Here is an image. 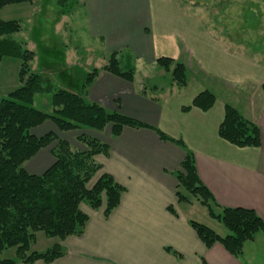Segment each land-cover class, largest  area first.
I'll use <instances>...</instances> for the list:
<instances>
[{"label": "crops", "instance_id": "0c3cea01", "mask_svg": "<svg viewBox=\"0 0 264 264\" xmlns=\"http://www.w3.org/2000/svg\"><path fill=\"white\" fill-rule=\"evenodd\" d=\"M28 6L25 24L31 25V32H37L39 27L32 29L33 17L38 13L33 11L34 1ZM261 7L264 12V0ZM80 9L79 12L76 8L71 16L74 27L83 23L82 32L89 41L82 47L101 62L94 68L98 70L97 77L83 91L86 100L108 111H119L151 129L125 127L113 138L111 126L101 132H59L47 121L31 131L35 137L52 133L72 148L78 146L76 137L82 133L106 144L108 155L95 156L94 160L101 165L100 174L110 175L125 189L119 205L107 218L103 207L92 210L86 204L80 205L88 217L80 236L60 241L36 233L31 250L45 253L58 244L63 255L49 264H228L219 256L215 261L206 259L214 250L221 255L225 250L220 244L207 249L190 222L202 223L209 229L213 228L210 220L219 222L199 216L195 207L200 204L195 200L178 202L176 175L181 172L186 151L192 153L198 177L215 200L216 215L221 208H241L254 211L264 222V66L253 58L231 55L203 18L190 13V7L177 0H82ZM66 19L64 16L60 22L56 20L57 34H61L58 25ZM24 42L29 46V41ZM64 46L60 62L63 68L56 69L57 75L50 74L59 88L78 92L91 71L82 69L81 77L72 79L78 54L70 43ZM113 53L118 58L131 59L135 67L133 82L101 70ZM160 58L172 59L185 67V88L178 89L172 83L166 89L146 84L150 68L158 67L156 61ZM4 59L12 58L0 60V71ZM140 71L143 74L139 77ZM43 74L49 73L44 70ZM10 90L0 82V100ZM204 90L215 97L213 107L207 112L192 108L183 113L182 108ZM225 105L258 127L259 147L237 148L218 136ZM154 130L181 141L184 147L162 141ZM55 144L40 150L24 164V170L35 176L48 170L54 163L50 151Z\"/></svg>", "mask_w": 264, "mask_h": 264}, {"label": "trees", "instance_id": "16d2710c", "mask_svg": "<svg viewBox=\"0 0 264 264\" xmlns=\"http://www.w3.org/2000/svg\"><path fill=\"white\" fill-rule=\"evenodd\" d=\"M72 1L51 0L60 14L66 13L63 11L68 10ZM30 3L32 0H0V12L6 6ZM20 32L21 26L17 21L0 19V60L12 58L20 61L19 87L0 100V264H34L37 261L49 264L63 255L62 248L55 244L45 253H30L36 233L60 241L70 236H80L88 220L80 205L86 204L92 210L103 207V215L107 218L119 205L125 189L110 175L100 174L101 165L94 160L95 156L108 155L106 144L81 134L76 141L86 150L80 152L52 133L35 137L31 131L47 121L59 132L81 129L101 132L111 126L113 138L118 137L125 127L151 128L123 116L119 111L111 112L86 100L83 91L97 77V69L86 74L78 92L59 88L50 78L51 74L31 73L29 64L34 59V53L12 39ZM156 65L170 74L171 83L178 89L186 87V69L181 63L160 58ZM101 70L126 82L134 80L135 67L127 56L118 58L116 53L111 54ZM261 89L264 93V82ZM37 95L50 96V113L34 108ZM215 102L213 94L204 90L181 111L186 113L195 108L207 112ZM154 131L162 141L184 147L181 141ZM218 136L237 148H257L260 145L258 127L229 105L224 106ZM54 142L55 147L50 151L53 165L39 176L28 174L23 168L24 164ZM180 169L181 172L176 175L178 202H191L183 195L182 190L185 191L229 233L222 238L206 226L191 221L190 226L198 239L207 249L220 244L230 256L240 257L244 245L252 242L258 233L264 232V222L254 211L241 208H221V213L216 215L213 211L215 200L198 177L192 153L186 151ZM168 210L176 215L172 208ZM10 249H15L16 259H3L2 254ZM176 257L180 258L178 255Z\"/></svg>", "mask_w": 264, "mask_h": 264}, {"label": "rangeland", "instance_id": "374dc122", "mask_svg": "<svg viewBox=\"0 0 264 264\" xmlns=\"http://www.w3.org/2000/svg\"><path fill=\"white\" fill-rule=\"evenodd\" d=\"M32 1H34L35 4V10L33 11L38 12L33 17L32 29H38L39 27V31L37 32L33 30V32H31V25L28 26L25 24L26 20L24 17L30 12L28 4L10 5L1 10V12H3L2 20L17 21L22 27V32L13 35L12 39L18 43H22L27 50L34 53L35 59L29 64L31 73L43 74L45 70L49 75L50 73L57 75L56 69L60 70L63 68V64L60 62L64 58V45H69V43L75 47V52L78 54L77 58L79 61L76 71L71 75L72 79L76 80L78 77H81L82 69L85 71H92L101 63L98 62L97 56L90 55L82 47L89 41L87 37L85 38L86 34L84 35L82 32L84 29L83 23L78 22L76 27H74V17L73 20L71 19L76 8L79 9V12L82 10L80 9L82 0H73L71 5L67 8L68 10L63 11L66 12L65 14H60L59 10L52 5L51 0ZM177 1L182 6L185 5L190 7V13L202 17L207 28L226 46L231 55L237 56L238 58H253L256 62L264 66V12L261 11V2L263 0H237L240 2H235V0ZM41 12H43V14ZM64 16H66L67 19L64 23L58 25L61 34H57L54 25L56 20L58 23ZM69 29H71V35L68 31ZM67 33L70 35L69 37L71 39L69 37L67 38ZM33 34L35 39L32 36ZM24 41H26V43L29 41V46H26ZM2 65L0 82L5 85L7 89H11L10 92H12L16 88L10 87H15V85L16 87L18 86L20 61L17 59H7ZM142 74L143 73L140 71L139 77L142 76ZM149 74V81L146 82L149 87L156 86L159 89H166L170 86L171 76L163 69L152 67L150 68ZM50 78L53 80L52 76H50ZM33 106L35 109L50 113L52 109L50 105V96H35ZM73 147L74 150L80 152L86 150V148L79 143L78 146L76 144V146ZM182 193L186 198L195 200L185 191L182 190ZM195 208L199 216H203L204 220H210L204 207L200 205ZM210 222L213 227L212 229L210 228V230L218 236L224 237L226 234H229L221 223L211 220ZM199 224L204 225L202 223ZM32 247L33 245L30 247V253L35 252L31 250ZM218 256L222 257L228 264H264V232L258 233L252 242H247L244 245L242 255L238 258H234L224 251L221 255L217 250H214L208 253L206 259L208 261H215ZM2 258L15 260V249L5 251L2 254Z\"/></svg>", "mask_w": 264, "mask_h": 264}]
</instances>
